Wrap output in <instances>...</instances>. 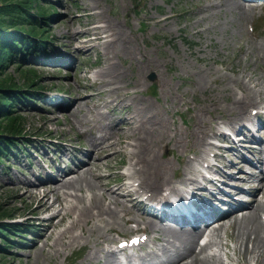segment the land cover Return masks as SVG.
<instances>
[{
  "label": "rangeland",
  "instance_id": "374dc122",
  "mask_svg": "<svg viewBox=\"0 0 264 264\" xmlns=\"http://www.w3.org/2000/svg\"><path fill=\"white\" fill-rule=\"evenodd\" d=\"M57 2L54 4L57 12L56 19L53 24L49 23L48 29L54 37L53 43L59 47L60 53L64 57L58 61L63 67L53 66L54 64H37L35 66L37 75L40 77L39 85L44 87V91H49L47 95L49 98L45 102V110H24L21 113L25 130L29 131L33 137L34 135L38 136L28 149L31 160L27 165V162L21 160V157L18 159L11 157L6 161L12 167L9 171H2L6 167L0 165V203L8 208L16 209L19 214H26L25 218L29 219L28 224H32V227L30 234H26L23 238L21 247L18 250L11 249L10 255L0 258V261L7 260L5 264H118L108 249H112L118 239L127 238L133 234L135 226H137L146 228L143 231L147 232L149 239L141 249L135 252V255L128 253L127 258L132 259V262L136 264H156V261L164 258L167 251L171 253L176 248L178 244L175 245L174 242L179 243L181 238L172 232L165 233V230H161L164 226L156 225L152 229L150 226L147 227L144 222H141V216L130 208L124 198L121 201L125 204L127 211L121 212L122 218L112 229L102 231L100 234L93 233L87 239H81L82 243L73 248L59 246L57 251H54L55 249L51 251L50 258L33 250L34 245L40 241V234L45 229L40 221L41 217L50 215L54 209H58L60 206L55 203L53 210L51 208L48 211L35 214L34 211L37 209L35 199L29 198L25 194V189L28 187L18 181H25L30 185L35 184L39 188L35 192L39 195L43 191L42 185H38L40 179L41 181L48 180L45 165L49 164V161L55 156L56 163L63 164L64 167L68 158L72 157L71 153H64V156L60 157L63 143L66 145L70 142L72 146H69V150L71 152L85 150L89 147L74 125L70 108L67 107H71L77 95L76 80L81 79L83 84L92 83L93 73L104 65L106 59L105 52L98 41H93V48L87 57L78 56L75 49L69 47L73 44V35L69 32V28L71 26L72 31L80 32V30L93 25H102V21H111L122 27L129 39V43H127L129 47L114 60L118 66L133 76L137 74L138 67L134 58L145 53L149 60L153 61L156 69L161 73L163 86H159L157 76L152 70L153 68H150L145 75L147 84L140 87V91L136 95L139 96V100H149L155 105L160 113L164 114V119L170 129L184 131L187 124L194 122V113L197 118H204L205 124L213 123L210 118L211 114L217 123L224 122V119L234 115L235 111L232 109L236 108L234 101L237 99L234 97L241 96L240 91L245 87L248 79L252 80L250 83L252 89L264 92V22H262L264 8L254 7L252 11L251 9L239 10L232 7L228 10L225 6L210 7V0H58ZM94 13L100 15L99 19L95 17ZM256 25L259 26V31L251 32L250 27L255 29ZM91 37L93 36L76 37L75 43L79 46L84 42V39ZM20 73L21 71L16 70L14 66L7 70V75L12 76L11 78L19 84L22 81ZM151 76L153 81L149 79ZM151 90L153 93L149 95L148 92ZM91 92L87 91V95L82 101L93 105L101 103L104 98L106 99L104 94L95 95L90 99ZM56 105H59V109ZM252 107H247L248 114L249 110L253 109ZM203 108L206 110L200 111ZM254 109H261L260 118L263 119L264 104ZM118 111H112L115 113L111 112L110 116L114 119L121 118ZM209 127L210 125H208ZM256 135L264 140L260 129ZM71 139L72 141H70ZM40 140L44 142L42 143ZM207 140L214 142L211 138ZM261 145L264 148L262 142L258 149H261ZM167 148L169 147H165V144L161 145L162 151H167ZM184 149L183 146L175 147L169 152L168 159L175 164L177 155L186 159L193 157L188 152L184 153ZM222 152L224 154L223 150ZM42 153L45 154L43 158L40 155L39 162L36 157ZM226 153L228 159L229 157L232 160L236 159L235 155L228 151ZM250 155L244 153L243 157L252 159L253 156ZM80 156L83 160L87 159L83 155ZM105 159H109V167L102 165L97 171L101 177L95 181L104 185V203L107 205L111 202V206L121 210V205H114L110 195H107L106 187L109 188L111 184V192L122 193V190L119 189V185L123 184L121 182L126 184L137 178L128 175L131 169H129L127 154L119 152L112 157L108 155ZM17 161L20 165H15ZM32 165L35 169L29 168ZM37 165H42L44 168H38ZM72 167L73 165L70 164L65 171L68 172ZM225 170L234 171L231 175L245 176V172L238 173L230 166H227ZM249 170L252 169L248 167ZM37 173L40 177L37 176ZM171 175H173V171H170ZM51 179H59V174L54 173L50 177ZM231 181V179L225 178L224 184L218 187L224 193L217 195V189L213 190L214 194L218 198H226L225 194L234 192ZM106 183H108L107 186ZM246 183L241 184L251 187L255 185L251 182H249L250 184ZM100 191L102 192V190ZM233 195L237 198V195ZM240 195L242 202H250L249 194ZM205 199L207 202H213L211 197H205ZM220 200L219 205L225 208L222 205L224 200ZM49 202H53L52 197L49 198ZM59 219H54V223ZM17 220L21 222L22 218ZM154 221L157 222L158 219ZM68 222L69 220L65 224ZM170 225L175 230L179 228L175 222ZM60 229L62 226L59 223L57 230ZM87 229L85 226L84 231ZM79 231L80 229H77L75 232ZM160 232H163L164 235ZM87 233L84 236H88ZM229 233H231L229 227L222 229L220 236L214 238L205 251L209 256H218L221 259V264H232L242 256L238 251H234L235 238L227 237ZM159 236L162 239H159ZM50 242L51 240H49ZM203 242V239H198L200 245ZM46 250L47 248H45ZM118 257L119 255H116L117 259ZM156 258L158 259L151 263ZM237 264L241 263L237 262Z\"/></svg>",
  "mask_w": 264,
  "mask_h": 264
},
{
  "label": "bare ground",
  "instance_id": "6f19581e",
  "mask_svg": "<svg viewBox=\"0 0 264 264\" xmlns=\"http://www.w3.org/2000/svg\"><path fill=\"white\" fill-rule=\"evenodd\" d=\"M209 6H225L228 10L232 7L239 10L245 8L244 3L238 0H210ZM94 15L99 19L98 13H94ZM102 23V25H93L80 30V32L72 31L71 26L69 28V32L73 35V44L69 47L74 48L75 50H73L78 56L87 57L93 48V41L100 43L106 55L104 65L93 73L92 83L83 84L81 79L76 80L77 95L70 107L74 125L90 145L87 151L89 159L86 163L77 165L74 170L61 179L54 180L49 185L43 183L41 186L43 191L39 195L35 192L38 189L36 187L25 189V194L29 198H34L37 203L35 214L48 211L51 208L53 210L55 203L60 206L47 217L41 218L42 222H49V224L40 235L41 240L33 247L34 252H39L47 258H50L51 251L54 249L57 251L59 246L73 248L82 243L81 239H87L93 233L100 234L102 231L116 226L119 219L122 218L121 212L127 211L125 204L121 201L124 196H127V201L134 200L137 199L138 193L146 191L153 199H160L162 193L167 191L170 197H183L195 193L199 198L202 195L200 192L202 184H205L204 192L210 194L212 186L215 189L216 186L220 187L224 184L225 177L235 179V176H230L221 167V163L225 159L222 150L215 148L216 145L207 140L212 136L210 138H220L222 141L230 143V136L219 129L214 116L210 115L213 123L205 124L206 120L202 117L197 118L194 113V122L188 124L184 131L170 129L160 110L149 100H139V96L136 95L140 91L139 88L146 84L144 77L150 68H153L152 70L156 73L159 86L162 85L161 73L145 53L133 59L138 64L135 76L128 74L125 69L118 66L114 58L128 49L129 39L118 24L111 21H102ZM89 35L93 37L84 39V42L79 46L76 45V37ZM251 82L252 80L248 79L245 87L240 91L241 96L234 97L237 98L234 101L236 108L232 109L235 114L224 119L225 125L231 131H234V126L239 120L249 117L247 107H259L264 104V92L252 89ZM194 85L196 86V82ZM89 90L92 91L90 99L95 95L103 94L106 99L104 98L101 103L93 105L82 101ZM104 110L121 111L123 113L122 121L116 123ZM204 110L206 109H200V111ZM208 125H210L209 128ZM252 135L253 129L248 132V136L252 137ZM237 139L240 138L237 137ZM162 144L169 147L167 151L161 150ZM179 146L185 147L183 152L191 153L193 157L186 159L177 155L178 161L174 164L168 159V155L171 150ZM228 148L236 150L234 144H230ZM248 151L256 154L253 157L255 163L252 166L264 167V158L261 152L253 149ZM119 152L129 156L131 171L128 172V175L137 178L135 181H138L136 188L120 184L121 194H115L106 187L107 195H110L114 205H121V210L111 206V202L107 205L104 203V185L95 181L101 177L97 173L98 169L102 165L108 166L109 159H105L106 156L112 157ZM236 161V159L235 161L229 160V165L242 170L243 168ZM245 163L248 164V162ZM199 167L205 169L211 176L205 177L198 169ZM170 171H173L171 176ZM247 175L248 177L241 175L236 177L239 180L256 181L255 185L257 186L253 185L251 187L253 189L249 190L253 191L252 203L245 207L247 211L243 212L241 216H238L236 211H232L234 213L222 215L218 221L205 225L204 229L199 232L195 230L199 221H196L195 226L181 227L177 230L167 224L164 225L161 230H165V233L178 234L181 238L179 243L174 242L175 245L176 243L178 245L171 253L169 251L165 253L164 260L166 262L164 264H221V259L218 256H209L205 251L213 242L212 239L219 237L220 231L226 227L231 229V233L227 234V237L235 238L234 251H238L242 255L232 264H237V262L264 264V221L261 219V215H264V173L262 178L256 174L249 173ZM18 183L28 185L25 181L19 180ZM237 183L234 185H239ZM105 185L107 186L108 183ZM50 197L53 198V202H49ZM215 202L218 201L215 199L213 203ZM231 203L233 202L229 201L227 208ZM211 207L209 205V208ZM56 218L60 219L54 223ZM67 220L69 222L65 224ZM59 223L62 229L57 230ZM213 223L220 224L214 226ZM146 224L152 229L157 223L147 220ZM85 226L88 231H84ZM77 229H80L78 233L75 232ZM86 232H88V236H84ZM206 232L207 235H204ZM160 234L164 235L163 232ZM199 237H207L208 240L198 247ZM158 238L162 239L160 236ZM49 240H51L50 243ZM45 248H47L46 251ZM157 259H153L151 263ZM160 262L159 259L156 264Z\"/></svg>",
  "mask_w": 264,
  "mask_h": 264
},
{
  "label": "trees",
  "instance_id": "16d2710c",
  "mask_svg": "<svg viewBox=\"0 0 264 264\" xmlns=\"http://www.w3.org/2000/svg\"><path fill=\"white\" fill-rule=\"evenodd\" d=\"M47 3V0H0V159L9 148L23 145L16 143L26 134L24 119L16 105L35 98L27 91L38 85V77L32 69L25 67V53L38 42L42 47L46 45L49 37L46 19L54 15L53 7ZM10 63L16 64V70L21 71V84L7 75L6 67ZM17 213L16 209L0 203V220L13 218ZM22 230V226L0 222V258L7 256L2 249L10 244L7 235L13 232L16 236ZM6 262L0 261V264Z\"/></svg>",
  "mask_w": 264,
  "mask_h": 264
}]
</instances>
